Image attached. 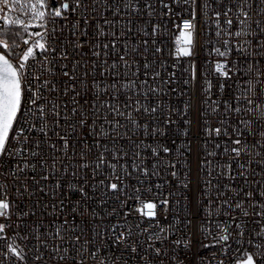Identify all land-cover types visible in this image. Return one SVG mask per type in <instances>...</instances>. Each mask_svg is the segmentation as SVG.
<instances>
[{
	"label": "built area",
	"instance_id": "built-area-1",
	"mask_svg": "<svg viewBox=\"0 0 264 264\" xmlns=\"http://www.w3.org/2000/svg\"><path fill=\"white\" fill-rule=\"evenodd\" d=\"M30 2L34 0H9L4 6L0 0V17L33 25L26 29L0 18V36L16 34L9 40L17 45L9 57L13 61H19L30 46L32 31L43 32L34 27ZM67 2L75 6V0ZM126 3L129 0H82L75 12L64 10L47 24L49 50L35 49L36 59L26 62L29 80L40 74L42 80L56 84L50 100L60 105V126L49 123L47 138L33 134L41 143L39 156L28 157L35 170L25 167L19 157H0V185H6L0 198L6 194L12 204L10 218L0 217V223L8 225L4 235L11 237L0 239V264H234L237 249L257 251L247 243L255 233L262 238L254 243L264 244V219L253 215L260 211L253 203L264 204L258 195L264 191V0H164L168 8L159 0H140V11L124 8ZM145 3L154 8L153 16L148 15ZM227 7L232 11L225 16ZM239 8L249 13L246 25L239 23L245 19ZM193 11L192 54L178 56L182 21L191 18ZM98 24L104 35H99ZM154 24L160 25L155 37L151 35ZM81 42L83 48L73 46ZM93 43L100 46L94 48ZM104 44L109 47L103 48ZM65 50L67 59H62ZM64 71L76 77L74 91ZM154 72L160 76L154 78ZM248 81L255 87L250 89ZM153 87L160 91H150ZM247 99L254 103L249 105ZM117 105L123 116L110 111ZM146 107L157 111L145 112ZM165 119L173 123L165 125ZM216 127L222 128L220 135L206 131ZM152 129L166 134L160 136ZM57 132L68 139L67 149ZM235 139L241 144L234 145ZM158 145L168 146L170 152L159 151L154 157L151 148ZM232 147L242 149L239 157L231 152ZM101 153L104 163L96 169ZM41 158L43 164L38 163ZM133 161L140 167L133 168ZM82 163L89 166L82 168ZM112 164L117 165L119 191L108 188L107 180L100 184L106 177L115 182ZM247 191L256 193L253 199L245 198ZM149 200L156 204L155 217L137 211L140 201ZM164 200L168 203L163 204ZM241 201L242 207H235ZM225 228L230 238L219 241ZM129 231L131 236L124 243L115 240L121 232L127 237ZM13 242L24 250L25 261L3 254ZM259 251L264 252V247Z\"/></svg>",
	"mask_w": 264,
	"mask_h": 264
},
{
	"label": "snow or ice",
	"instance_id": "snow-or-ice-1",
	"mask_svg": "<svg viewBox=\"0 0 264 264\" xmlns=\"http://www.w3.org/2000/svg\"><path fill=\"white\" fill-rule=\"evenodd\" d=\"M56 3L58 6L52 7L51 5L53 3ZM159 2L163 5L164 8H168V4L164 3V0H159ZM195 2V0H193ZM9 0H3L4 6H8ZM82 6V0H75V6L70 5L67 0L65 2L61 3L60 0H34V2L28 3V7L31 9V17L36 21V24L34 27L42 29L41 31H32L30 33L31 37H33V41L31 42L30 46L26 47L25 50H23V54L19 57V61H13L10 59V55L12 52V48L16 47L15 42H9L7 38H4L0 36V48L3 49V51H0V157L8 156L10 158H16L19 157L23 160L25 167H31L33 170H35L36 165L30 163L28 157H38L39 156V149L41 146L40 140L34 139L33 134L42 135L45 138L48 137L49 132V123H51L54 127L60 126V105L58 102H54L53 100H50V95L52 92L57 91V86L54 82L49 81L47 79H41L40 74H34L32 75L31 80L28 79L29 74V68L27 65V61H29V58H32L34 61L36 59V52L35 49H40L42 52L48 51L49 46L46 43L47 37H48V30H47V24L48 22L54 21L55 18L61 17L62 12L64 10H71L73 12L76 11L78 7ZM124 8L132 7L134 11H140V0H137L136 4H132L131 0H129V3H126L123 5ZM144 7L148 10V15L153 16L155 14V10L152 7L151 4L145 3ZM207 7V5H205ZM242 15L245 17V19L240 20L239 23L242 25H246L247 17L249 16V13L244 10L243 8L238 9ZM87 11V9H85ZM116 11H119V7H117ZM170 11V9H169ZM231 7H227L224 11V15L227 16L229 12H231ZM214 15L216 17H219L221 13L219 11L214 12ZM195 17L196 13L195 11L192 12L191 18L184 19L182 21L183 28L180 29V35L177 37V43L180 45L177 48L176 55H184V56H190L191 53V46L193 44L192 36L193 32L195 30ZM2 18L7 24H17L21 27L28 28L33 27V25H24L22 20L15 19V20H9L8 17H0ZM86 23V21H85ZM104 23H108L107 20L104 21ZM226 23L228 25H231L232 21L231 19L226 20ZM258 23V22H257ZM76 27V25H74ZM97 29L99 30V35H104L101 26L98 24ZM160 29V25L154 24L151 27V35L155 37L158 34V31ZM55 29H53L54 33ZM243 32V29L238 30L235 35L240 36ZM18 34V33H17ZM245 35L248 33L245 32ZM262 34H264V30H262ZM145 35H149L148 32H145ZM229 36L232 35L231 32L228 33ZM24 43L26 45L29 44V41L27 39L24 40ZM147 44V41L144 42ZM153 43H155V40H153ZM227 43V42H226ZM114 45V41H113ZM76 48H83L84 43H78L73 45ZM99 44L93 43V47L97 48L99 47ZM109 47L108 44H104L103 48L107 49ZM52 52H55V48L52 47L50 49ZM146 50V49H145ZM135 51V49H133ZM157 53H160L162 49L160 47H157L155 49ZM218 51V50H217ZM96 56H99V52L93 53ZM106 54V53H105ZM226 53H220V55H225ZM61 58L67 59L66 50L61 52ZM123 60L124 58L121 57ZM45 61H47V57L45 56ZM51 63V62H49ZM65 67L64 65H61V68ZM145 69L149 67L147 63L144 65ZM217 71L221 70V65L217 64ZM249 68H251V65H249ZM51 71V69H49ZM222 75L228 76V72H221ZM54 75V73H53ZM63 76L67 77V84L72 85V90H75V80L76 77L69 71H64ZM154 78L159 77V72L153 73ZM192 76L195 78V68L193 65L192 70ZM132 83V82H129ZM166 83V82H164ZM187 83V81H185ZM250 89L252 87H255L253 85L252 81H248ZM134 86V84H133ZM112 88H116V84L111 85ZM121 87H127V85H122ZM209 89L211 87L210 83L208 85ZM221 87H223L221 85ZM69 91V88L67 86L64 87L63 92L67 94ZM152 92L160 91V89L153 87L150 89ZM25 100H27V103L25 104ZM128 100L131 101V97H128ZM76 101H73L75 103ZM240 100L237 98V103H239ZM246 102L249 105H252L254 103L253 100L247 99ZM227 101H225V105L227 107ZM136 104H139V101H136ZM127 108L128 105H125ZM187 107V106H186ZM236 111H239V109H235ZM73 113L77 112L76 108L71 109ZM110 111L114 112L117 116H123L124 113L120 112L119 105L116 107H110ZM145 112H151L155 113L157 111L156 107L151 108H144ZM248 111H252V109H248ZM24 115L27 117V119L21 121L20 116ZM82 115V114H81ZM128 118L131 119V113L128 114ZM66 120L67 117H64ZM111 123V121H110ZM117 124H119V121H116ZM132 123L135 124L136 121L132 120ZM165 125H170L173 123L170 119H165L163 122ZM186 124H190L191 121H185ZM79 124L83 126L85 124V119L81 118L79 120ZM223 124V122H221ZM145 129H147V125H144ZM154 133L159 132L160 136H164L166 134L165 130L162 129H152ZM206 131L209 132H215L216 135H220L222 128L216 127L215 129H206ZM235 132L236 130L233 129ZM185 134H187V129L185 130ZM225 134H227V131L225 129ZM236 135L239 136L240 133L236 132ZM264 135V134H262ZM57 136L60 138V140L63 143V146L65 149H67L69 145L68 139L64 137H60L59 133L57 132ZM234 145H240L241 141L240 139H235L233 141ZM54 147V145H52ZM217 148L220 147V145H216ZM11 148V150H9ZM159 151H163L164 153H169L170 148L168 146L164 145H158L157 147L151 148V153L155 157L158 155ZM229 150L226 147L225 152L227 153ZM242 149L240 147H232L231 152L236 156L239 157L241 154ZM27 154V155H25ZM126 155V154H125ZM137 156H139V152L136 153ZM209 155H214V153H209ZM81 159L83 160V154H81ZM38 163L43 164L44 160L41 158ZM104 163V156L103 153L100 154V156L97 158L96 163V169H99L100 166ZM142 164V162H141ZM54 166V162H53ZM82 168H87L89 165L88 163H82L80 165ZM133 168L140 167L135 163V161L132 162L131 165ZM112 170L111 176L115 177V182H112L111 177H106L105 179L100 180V184H105L107 180V187L114 190L119 191V185H120V178L119 175L116 172L117 165L112 164L109 166ZM226 167L230 168L231 165L228 164ZM241 168H243V165H240ZM143 171L147 173L148 169L144 168ZM243 175V172L240 173ZM175 175V173H173ZM44 179H47V177H43ZM6 188V185H0V191ZM82 193L84 192L83 187L79 189ZM138 191V190H137ZM232 191H235V189H232ZM246 199H253L256 193L254 191H247L244 193ZM258 195L261 198H264V191H260ZM138 199V197H137ZM168 201L164 200L163 204H167ZM222 203L227 204L228 201L224 200ZM141 207L137 209V211L143 212L144 215L149 217H155L156 216V204L153 203L151 200L149 201H140ZM243 204V201L241 203L236 204L235 207L241 208ZM12 207V204L7 199L6 194L4 195V198H0V217L10 218V208ZM253 207H259V212H253V215L260 216L262 219H264V204H258L253 203ZM147 209V211H144ZM21 215L27 216V212H22ZM127 215V213H126ZM244 216H248L249 213L247 211H243ZM115 227V225L113 226ZM236 227L238 229H242V226L237 224ZM8 228V225L6 223H0V239H11V237H7L6 235V229ZM163 231V229H161ZM225 234L221 235L219 237V241H228L229 240V234L228 229H224ZM262 232H264V228H262ZM240 235L243 236V230L240 231ZM131 231L128 232L127 237L125 236V233L121 232L119 236H115V240L119 243H124L127 238H130ZM260 233H255L253 239H250L247 243L254 247L257 251H248L247 248H244L243 251H240V249H237V257L234 258V264H264V252L259 251L262 247H264V244L260 243H254L255 239H261ZM159 239V237H157ZM219 241H216L219 243ZM178 243V242H177ZM237 243L243 245V241H237ZM8 251L4 252L3 254L5 256H11L14 255L17 257L20 261H25V254L24 250L19 247V245H15L13 243H8L6 245ZM228 245H225V249H227ZM132 251H136V247H132ZM157 253H159L160 249L155 250ZM26 264V262H25Z\"/></svg>",
	"mask_w": 264,
	"mask_h": 264
},
{
	"label": "trees",
	"instance_id": "trees-1",
	"mask_svg": "<svg viewBox=\"0 0 264 264\" xmlns=\"http://www.w3.org/2000/svg\"><path fill=\"white\" fill-rule=\"evenodd\" d=\"M5 38H7L8 39V41L9 40H14L15 38H16V34L14 35V34H12V33H8L6 36H5Z\"/></svg>",
	"mask_w": 264,
	"mask_h": 264
}]
</instances>
